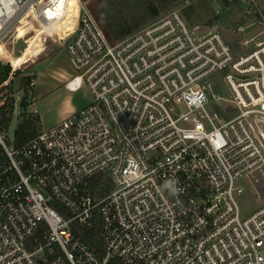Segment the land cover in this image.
Listing matches in <instances>:
<instances>
[{"label":"built area","instance_id":"obj_1","mask_svg":"<svg viewBox=\"0 0 264 264\" xmlns=\"http://www.w3.org/2000/svg\"><path fill=\"white\" fill-rule=\"evenodd\" d=\"M70 1L0 0V45L27 15L53 28ZM79 4L60 41L68 88L91 101L21 145L0 133V264H264V203L239 201L246 184L263 196L264 39L236 51L176 10L113 44ZM11 78L0 69V105ZM96 214L103 257L73 233Z\"/></svg>","mask_w":264,"mask_h":264},{"label":"rangeland","instance_id":"obj_2","mask_svg":"<svg viewBox=\"0 0 264 264\" xmlns=\"http://www.w3.org/2000/svg\"><path fill=\"white\" fill-rule=\"evenodd\" d=\"M77 1L80 6L79 0ZM106 1L81 0L108 40L115 44L118 41L113 38L99 16L100 6ZM162 2H165L164 6ZM153 6L157 8L154 16L150 13ZM113 7L121 12L128 25L134 26L145 18L137 30L173 11L181 10L192 26H199V31L207 30L206 26L220 31L236 51L249 48L241 47L242 42L246 40H252L250 46H253L254 42L264 39V0H256L251 5L238 2L227 8L217 0H115ZM111 13L117 12L112 10ZM215 15L220 16V21L215 25H209L208 20ZM75 19L72 14L68 21L61 25L64 33L68 26L76 21ZM39 30L41 31L33 23L25 20L18 28L19 34L12 31L0 45V58L4 64L10 66L9 76L12 74L11 80L3 88L1 97L3 103L0 105L5 117L9 118L12 114V119L9 121L10 126H6L0 133L4 137H9L12 144L15 130L26 119L36 120L37 116H40L44 119L42 126L46 127L67 115L68 101L72 105L82 106L90 95L86 86L70 92L55 78L54 73L58 69L70 71L73 66L64 43L62 41L59 43L53 33L43 35ZM31 34L34 36L28 39ZM14 62L17 67L14 66ZM212 107L215 109L217 106ZM218 107L217 111L223 113L226 105L223 108L219 107V110ZM42 126L39 125L37 133L43 129ZM259 189L263 192L260 199L254 196V189L250 184H246V194L239 199L243 214L259 208L264 203V185H259Z\"/></svg>","mask_w":264,"mask_h":264},{"label":"trees","instance_id":"obj_3","mask_svg":"<svg viewBox=\"0 0 264 264\" xmlns=\"http://www.w3.org/2000/svg\"><path fill=\"white\" fill-rule=\"evenodd\" d=\"M114 1L115 0H107L106 2H104L100 6L101 8L99 10V16L102 19L108 31L110 32V34L113 36V38L119 42L125 39L127 36L136 32L135 30L141 27V24H143L145 18L141 19L134 26L128 25V23L126 22V18L121 16L120 14L121 12L114 9L113 7ZM238 2H239L238 0H234L233 2L223 0L222 2H220V4H222L224 8H227L234 6ZM77 3H78L77 0L70 1L68 15L56 25L55 32H57L58 36L63 38L66 34H69L75 28L79 13V7H80ZM164 4L165 2H162L163 6ZM112 10H115L117 13H111ZM150 13L152 16L156 15L157 8L154 6L153 8L151 7ZM72 14H74V18H76L75 19L76 21L73 24L69 25L68 29L64 33V31H62L61 25L65 24ZM187 15L189 16V13H187ZM219 21H220V16L215 15L214 17L208 20V24L215 25ZM42 32L43 30H41L39 33L42 34ZM0 69L2 70L4 78L9 76V73L11 71L10 66H8L7 64L0 63ZM11 119H12V114L10 115L9 118H6L2 110H0V131H4V128L6 126H10L9 121ZM40 123H41L40 116H37L36 120L30 118L26 119L20 126L17 127V129L14 132V144L18 146L25 143L29 139L33 138L37 134V129ZM6 141L12 144L11 139L9 137H6ZM0 152H1V148H0ZM88 185L91 189L95 191V193L99 197L106 195L107 193H109L114 189V184L111 178L105 173H99L98 175L92 177L88 181ZM73 233L74 235L80 237L84 242H86L98 255L102 257L105 256V250L102 243L101 222H99L98 214H96V222L92 228H85L82 225L75 223ZM110 264H123V263L116 259H112L110 261Z\"/></svg>","mask_w":264,"mask_h":264},{"label":"crops","instance_id":"obj_4","mask_svg":"<svg viewBox=\"0 0 264 264\" xmlns=\"http://www.w3.org/2000/svg\"><path fill=\"white\" fill-rule=\"evenodd\" d=\"M74 75H75V73H74V70H73V68L70 70V71H66V70H64V69H58L55 73H54V76H55V78H57L59 81H60V83H61V85H63V87H65V89L66 90H68V91H70V92H75V91H77V90H70L69 88H68V86H67V83L74 77ZM37 82V81H36ZM36 87V86H35ZM83 88H85L84 87V85H81V87L79 88V89H83ZM34 99H35V96H34ZM90 101H91V96L90 95H88V100H87V102L85 103V104H83L82 106H79V105H72V104H70V102L68 101L67 103H68V110H67V115L64 117V118H66L67 116H69L70 114H72L73 112H75V111H77V110H79L80 108H82V107H84V106H86L87 104H89L90 103ZM35 105H36V101H35V103H34ZM64 118H62L61 120H58L57 122H55V123H53V124H50V125H48V126H46V127H44V126H42L43 125V122H44V119H41V126H42V128L44 129V128H47V127H49V126H52V125H55V124H57V123H59L60 121H62Z\"/></svg>","mask_w":264,"mask_h":264},{"label":"bare ground","instance_id":"obj_5","mask_svg":"<svg viewBox=\"0 0 264 264\" xmlns=\"http://www.w3.org/2000/svg\"><path fill=\"white\" fill-rule=\"evenodd\" d=\"M68 15V14H67ZM25 20H28L29 22L33 23L38 29L40 28L41 30H43L42 34L43 35H51L52 33L57 37V39L59 40V43H61L60 41V36H58L57 32H55V28H56V25L53 27V28H48V29H45V28H41L38 24H36L32 18L30 16H25L23 17L20 21H18L14 26L13 28L8 32V34H6V36L2 39V42L4 41V39L12 32V31H16L18 33V28L19 26L25 21ZM40 31V30H39ZM19 34V33H18ZM32 36H34V34H31L29 38H31ZM2 44V43H1ZM14 66L17 67V64L14 62Z\"/></svg>","mask_w":264,"mask_h":264}]
</instances>
